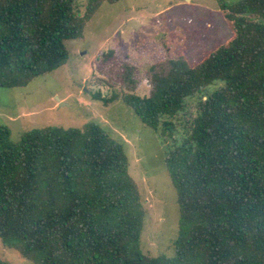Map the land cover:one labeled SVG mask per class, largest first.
<instances>
[{
  "label": "trees",
  "instance_id": "16d2710c",
  "mask_svg": "<svg viewBox=\"0 0 264 264\" xmlns=\"http://www.w3.org/2000/svg\"><path fill=\"white\" fill-rule=\"evenodd\" d=\"M0 0V86L21 87L68 59L103 2ZM231 34L189 59L111 74L119 99L168 148L179 227L172 256L140 249L146 210L122 143L97 123L10 139L0 124V241L33 264H264V0H215ZM109 50L104 54L109 58ZM0 264H11L0 258Z\"/></svg>",
  "mask_w": 264,
  "mask_h": 264
},
{
  "label": "rangeland",
  "instance_id": "374dc122",
  "mask_svg": "<svg viewBox=\"0 0 264 264\" xmlns=\"http://www.w3.org/2000/svg\"><path fill=\"white\" fill-rule=\"evenodd\" d=\"M243 0H225L229 6ZM87 0H76L82 14ZM231 34L215 0H118L103 2L87 22L81 37L66 40L63 65L21 87L0 86V124L18 141L24 132L46 126L81 127L99 124L122 143L129 173L136 181L146 210L140 234L143 253L172 256L178 233L176 189L164 165L163 140L144 125L121 100L106 104L96 98L119 95L111 74L128 61L137 66L140 96L149 89L151 64L183 53L199 57ZM114 54L105 58L104 54ZM64 102V105H60ZM0 258L11 264H33L0 241Z\"/></svg>",
  "mask_w": 264,
  "mask_h": 264
},
{
  "label": "water",
  "instance_id": "95a60500",
  "mask_svg": "<svg viewBox=\"0 0 264 264\" xmlns=\"http://www.w3.org/2000/svg\"><path fill=\"white\" fill-rule=\"evenodd\" d=\"M59 104H60V105H64V102H60Z\"/></svg>",
  "mask_w": 264,
  "mask_h": 264
}]
</instances>
